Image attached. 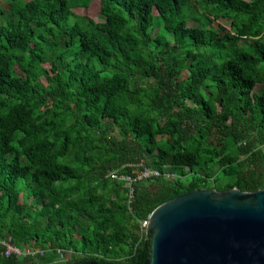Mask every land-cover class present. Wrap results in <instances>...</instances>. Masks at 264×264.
<instances>
[{"label": "trees", "instance_id": "trees-1", "mask_svg": "<svg viewBox=\"0 0 264 264\" xmlns=\"http://www.w3.org/2000/svg\"><path fill=\"white\" fill-rule=\"evenodd\" d=\"M7 1L0 240L42 253L0 264H144L160 204L264 189V0Z\"/></svg>", "mask_w": 264, "mask_h": 264}, {"label": "water", "instance_id": "water-1", "mask_svg": "<svg viewBox=\"0 0 264 264\" xmlns=\"http://www.w3.org/2000/svg\"><path fill=\"white\" fill-rule=\"evenodd\" d=\"M147 220L144 264H264V189L194 190L160 204Z\"/></svg>", "mask_w": 264, "mask_h": 264}, {"label": "rangeland", "instance_id": "rangeland-1", "mask_svg": "<svg viewBox=\"0 0 264 264\" xmlns=\"http://www.w3.org/2000/svg\"><path fill=\"white\" fill-rule=\"evenodd\" d=\"M25 1H27V0H25ZM7 3H8L7 0H2V1H0V8L3 9L4 12H5V14H4L3 16H1V18L7 16V12H8V9H9V6H8ZM72 11H73V13L76 14L77 16L88 17V18L93 17V20L98 21V18L95 17V16H96V15H95L96 13H94V10H91V8H90V9L74 8ZM217 23H220L221 25H223V26L225 27V29H228V25H227V22H226L225 20L221 19V20L217 21ZM188 25H189V26H193V25H195V23L192 22V21H189V22H188ZM156 31H157V29H153V33H156ZM43 67L47 68L48 65L45 64V65H43ZM14 71H15V73H16L17 75L22 76V73H21V71H20L18 68H14ZM262 88H263V86L260 85V84H258V85L255 86L254 91H255L256 93H259V92H261V89H262ZM57 262H58V263H62V260H58Z\"/></svg>", "mask_w": 264, "mask_h": 264}, {"label": "built area", "instance_id": "built-area-1", "mask_svg": "<svg viewBox=\"0 0 264 264\" xmlns=\"http://www.w3.org/2000/svg\"><path fill=\"white\" fill-rule=\"evenodd\" d=\"M151 174H155L157 175L156 172H150L148 170H144L142 172L139 173L138 178L140 177H147ZM114 178L117 177V175H113ZM124 178V177H121ZM126 180L130 181V178H125ZM127 185H129V183H127ZM148 225V220H144L141 222V226L146 228V226ZM0 244L4 247V254L5 256H9V255H16V256H24V255H28V254H36V253H42V251H39L38 249H34V248H24V249H20L16 246H14L13 244L10 243V239H2L0 240Z\"/></svg>", "mask_w": 264, "mask_h": 264}, {"label": "crops", "instance_id": "crops-1", "mask_svg": "<svg viewBox=\"0 0 264 264\" xmlns=\"http://www.w3.org/2000/svg\"><path fill=\"white\" fill-rule=\"evenodd\" d=\"M262 86H263V85H262ZM262 89H263V88H262ZM262 89H261V90H262Z\"/></svg>", "mask_w": 264, "mask_h": 264}]
</instances>
